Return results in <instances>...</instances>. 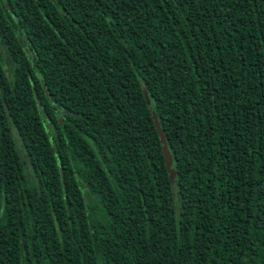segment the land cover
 <instances>
[{
    "label": "trees",
    "instance_id": "trees-1",
    "mask_svg": "<svg viewBox=\"0 0 264 264\" xmlns=\"http://www.w3.org/2000/svg\"><path fill=\"white\" fill-rule=\"evenodd\" d=\"M0 264H264V0H0Z\"/></svg>",
    "mask_w": 264,
    "mask_h": 264
},
{
    "label": "water",
    "instance_id": "water-1",
    "mask_svg": "<svg viewBox=\"0 0 264 264\" xmlns=\"http://www.w3.org/2000/svg\"><path fill=\"white\" fill-rule=\"evenodd\" d=\"M143 95H144V98L146 100V103L149 104V98H148V95H147V93L145 92L144 89H143ZM152 117H153L154 125H155L156 131L158 133V136L160 138V142H161V145H162V152H163V156H164V160H165V164H166L167 170L169 172V178H170L171 183L173 184L174 183V179H175V172H174L173 169H171L172 158H171V155H170L169 150L167 148L163 132H162V130L160 128V125H159V123L157 121V118L154 115V113H152Z\"/></svg>",
    "mask_w": 264,
    "mask_h": 264
}]
</instances>
